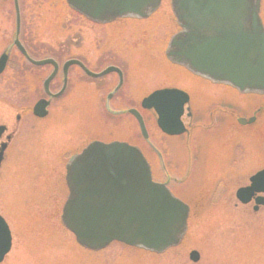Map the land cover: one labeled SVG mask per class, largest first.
Listing matches in <instances>:
<instances>
[{"label": "rangeland", "instance_id": "1", "mask_svg": "<svg viewBox=\"0 0 264 264\" xmlns=\"http://www.w3.org/2000/svg\"><path fill=\"white\" fill-rule=\"evenodd\" d=\"M18 2L21 40L34 58H77L94 72L124 69L123 89L112 104L141 111L149 142L131 114L106 107L117 84L113 74L94 79L73 66L65 96L54 99L47 117L34 116L35 103L46 95L42 85L50 67H25L29 62L13 44L14 0H0V55L11 54L0 76V125L8 128L0 139L8 142L0 168V214L13 235L12 250L1 264H264V205L255 210L254 201L243 204L236 196L264 168V93L239 92L169 61V41L181 30L171 0H162L148 18L106 24L93 22L66 0ZM260 15L264 23V0ZM162 88L190 95L192 117L184 118L190 135L164 134L155 112L141 107ZM241 117L256 120L243 125ZM95 139L140 147L155 166V180L168 181L174 195L191 206L179 246L159 254L117 242L100 251L77 243L61 221L69 192L66 164ZM192 250L200 253L198 262L190 259Z\"/></svg>", "mask_w": 264, "mask_h": 264}, {"label": "water", "instance_id": "2", "mask_svg": "<svg viewBox=\"0 0 264 264\" xmlns=\"http://www.w3.org/2000/svg\"><path fill=\"white\" fill-rule=\"evenodd\" d=\"M68 5L97 23H111L119 18H147L162 0H66ZM16 31L14 45L35 66L52 65V73L44 81L49 98L38 100L34 115L43 118L49 113L51 99L60 97L67 88L68 70L78 65L92 78L117 72L110 66L97 73L79 59H70L64 66L63 88L53 93L50 84L59 71L54 58L31 57L21 41L22 17L15 0ZM172 8L181 27L168 46V59L193 74L213 82L228 84L242 93H264V23L260 15L261 0H172ZM10 51L0 56V76L5 72ZM111 98V95L108 99ZM190 96L176 88L159 89L142 101L145 109H154L159 128L168 135L187 131L183 120ZM138 121L143 137L149 134L143 115L128 110ZM255 117L240 118L241 124L252 123ZM7 127L0 125V138ZM8 144L0 146V168ZM162 162V154L158 152ZM163 166L164 163H163ZM68 197L63 206V225L76 237L80 246L100 251L113 242L164 253L184 240L190 218V205L175 196L167 183L156 181L152 166L143 151L128 142L94 140L75 154L66 165ZM250 185L237 191L244 204L255 197L257 206L264 205V169L250 178ZM12 248V234L0 214V263ZM193 250L190 258L200 260Z\"/></svg>", "mask_w": 264, "mask_h": 264}, {"label": "flooded vegetation", "instance_id": "3", "mask_svg": "<svg viewBox=\"0 0 264 264\" xmlns=\"http://www.w3.org/2000/svg\"><path fill=\"white\" fill-rule=\"evenodd\" d=\"M15 1V0H14ZM87 67L89 66L84 60H81ZM57 62H58V65H59V71H58V73H57V75H56V77H55V79L51 82V84H50V90H51V92H53V93H57V92H59L62 88H63V85H64V71H63V66H64V64L67 62V61H60V60H57ZM49 67H50V73L48 74V75H50L51 73H52V71H53V66H50V65H48ZM85 76H87V77H89L85 72H84V70L81 68V67H79V66H77V65H75ZM73 67V66H72ZM72 67H70L69 68V70H68V84H67V88H66V90L64 91V93L61 95V97H63V96H65V94L67 93V91H68V88H69V86H70V79H71V68ZM117 67V66H116ZM119 68V67H118ZM121 69V71H122V74H123V82L121 83V77H120V75L117 73V72H112V73H110V74H113L117 79V84H115L114 83V85L115 86H113L112 87V90L108 93V95H107V97H106V100H107V104H106V107L109 109V111L110 112H112V113H114V114H117V115H122V114H125V113H127L128 112V110L129 109H123V108H121V107H116V108H114V106H113V100H114V98L122 91V89H123V85H124V83H125V80H126V73H125V71H124V69L123 68H120ZM110 74H108V75H110ZM91 78V77H90ZM212 82V81H211ZM55 83H57V86H59L57 89L54 87V84ZM44 89V88H43ZM111 95V98L110 99H108V97ZM47 96L45 95V98H46ZM60 97V98H61ZM53 101H54V98L51 100V103H50V106H49V112H50V108H51V106H52V103H53ZM190 105H188V111H187V113H186V115H185V117L184 118H188V119H190L191 120V117H192V115H191V112H190ZM18 119L20 120L21 119V116L19 115L18 116ZM186 123V122H185ZM186 127H187V132L185 133V134H187V135H190V133H191V125H190V123H186ZM1 144V143H0ZM152 165H153V171H154V173H155V170H154V164L152 163ZM162 181V180H161ZM163 182H166V181H163ZM168 185H169V183H168ZM255 203V202H254ZM255 207V206H254Z\"/></svg>", "mask_w": 264, "mask_h": 264}, {"label": "trees", "instance_id": "4", "mask_svg": "<svg viewBox=\"0 0 264 264\" xmlns=\"http://www.w3.org/2000/svg\"><path fill=\"white\" fill-rule=\"evenodd\" d=\"M27 48H29V47H27ZM29 49H30V48H29ZM29 49H28V50H29ZM29 52H30V50H29ZM30 54L33 56V54H32L31 52H30ZM23 59H24V58H23ZM25 61H26V60H25ZM25 67H26V68L28 67V69H29V70H31L32 68H35L34 66H32V65H31V64H29V63H28V64H27V66H25ZM18 68H19V67H18ZM18 68H16V69L14 68V69H15V71H17V70H18ZM21 69H22V70H21ZM21 69H20V71H23V70H25V69H23V68H21Z\"/></svg>", "mask_w": 264, "mask_h": 264}, {"label": "bare ground", "instance_id": "5", "mask_svg": "<svg viewBox=\"0 0 264 264\" xmlns=\"http://www.w3.org/2000/svg\"><path fill=\"white\" fill-rule=\"evenodd\" d=\"M173 10V9H172ZM173 13H174V11H173ZM175 15V14H174ZM62 210H63V207H62ZM11 252V251H10ZM9 254V253H8Z\"/></svg>", "mask_w": 264, "mask_h": 264}]
</instances>
